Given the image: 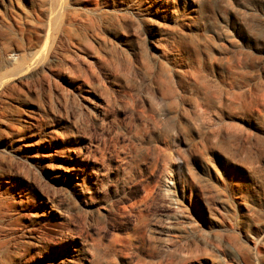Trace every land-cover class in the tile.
<instances>
[{
    "label": "rangeland",
    "instance_id": "obj_1",
    "mask_svg": "<svg viewBox=\"0 0 264 264\" xmlns=\"http://www.w3.org/2000/svg\"><path fill=\"white\" fill-rule=\"evenodd\" d=\"M0 264H264V0H0Z\"/></svg>",
    "mask_w": 264,
    "mask_h": 264
},
{
    "label": "bare ground",
    "instance_id": "obj_2",
    "mask_svg": "<svg viewBox=\"0 0 264 264\" xmlns=\"http://www.w3.org/2000/svg\"><path fill=\"white\" fill-rule=\"evenodd\" d=\"M155 51H160V46L158 44H153ZM27 145V144H26ZM25 145V146H26ZM66 171V170H65ZM80 187V186H79Z\"/></svg>",
    "mask_w": 264,
    "mask_h": 264
}]
</instances>
